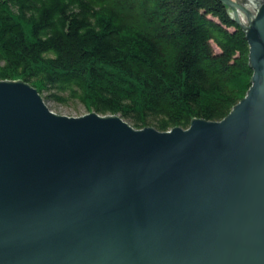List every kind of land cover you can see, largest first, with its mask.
<instances>
[{"label":"water","instance_id":"1","mask_svg":"<svg viewBox=\"0 0 264 264\" xmlns=\"http://www.w3.org/2000/svg\"><path fill=\"white\" fill-rule=\"evenodd\" d=\"M250 86L219 120L136 128L0 79V264H264V0H221Z\"/></svg>","mask_w":264,"mask_h":264},{"label":"trees","instance_id":"2","mask_svg":"<svg viewBox=\"0 0 264 264\" xmlns=\"http://www.w3.org/2000/svg\"><path fill=\"white\" fill-rule=\"evenodd\" d=\"M251 75L221 0H0V79L45 101L186 128L224 117Z\"/></svg>","mask_w":264,"mask_h":264},{"label":"rangeland","instance_id":"3","mask_svg":"<svg viewBox=\"0 0 264 264\" xmlns=\"http://www.w3.org/2000/svg\"><path fill=\"white\" fill-rule=\"evenodd\" d=\"M47 105L49 108L58 113L63 115H69V116H78L86 113L87 111L79 104H75L76 106H73V104L69 106L56 104L52 101L46 100Z\"/></svg>","mask_w":264,"mask_h":264}]
</instances>
